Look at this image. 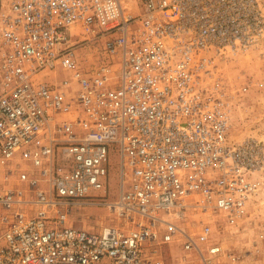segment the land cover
<instances>
[{"label":"built area","instance_id":"2783aa9c","mask_svg":"<svg viewBox=\"0 0 264 264\" xmlns=\"http://www.w3.org/2000/svg\"><path fill=\"white\" fill-rule=\"evenodd\" d=\"M263 5L0 3V264H243L214 235L247 216L264 151L230 139L223 66L264 39ZM78 36L104 43L95 68ZM113 145L118 199L83 201L104 192ZM76 205L105 206L118 223L75 227Z\"/></svg>","mask_w":264,"mask_h":264},{"label":"rangeland","instance_id":"374dc122","mask_svg":"<svg viewBox=\"0 0 264 264\" xmlns=\"http://www.w3.org/2000/svg\"><path fill=\"white\" fill-rule=\"evenodd\" d=\"M5 0H0L3 3ZM143 0H121L124 8L132 13L140 12ZM264 6V5H263ZM264 9V7H263ZM83 39L78 36L77 42ZM102 40L78 42L77 54L83 65L95 68L100 62L103 48ZM225 78L231 87L233 113L230 139L235 143L254 141L264 151V39L250 54L239 56L224 64ZM63 72L59 78H65ZM246 92L242 91L249 82ZM120 155L116 145L110 147L109 177L106 188L92 192L86 201L102 203L115 201L119 196ZM262 185L259 193L252 199L247 216L234 228L218 227L214 235L226 253L243 256V264H264V165L257 174ZM89 203V202H88ZM69 223L75 227L100 231L118 223V219L107 207L102 205H76ZM200 226L193 225V230ZM227 262L226 255L220 263Z\"/></svg>","mask_w":264,"mask_h":264}]
</instances>
